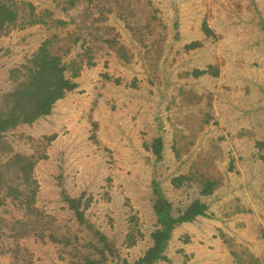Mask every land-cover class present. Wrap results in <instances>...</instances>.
<instances>
[{"label": "rangeland", "instance_id": "rangeland-1", "mask_svg": "<svg viewBox=\"0 0 264 264\" xmlns=\"http://www.w3.org/2000/svg\"><path fill=\"white\" fill-rule=\"evenodd\" d=\"M10 1L32 3L39 22L22 6L0 33V95L45 40L77 87L3 137L36 159L37 191L31 213L0 207V264L100 257L64 195L111 240L103 264L133 262L151 245L154 181L175 215L196 199L208 208L153 264H264V0Z\"/></svg>", "mask_w": 264, "mask_h": 264}, {"label": "trees", "instance_id": "trees-1", "mask_svg": "<svg viewBox=\"0 0 264 264\" xmlns=\"http://www.w3.org/2000/svg\"><path fill=\"white\" fill-rule=\"evenodd\" d=\"M22 6L28 9V24L39 22L32 3L0 0V33L19 21ZM49 44V41L45 40L25 63L9 70V79L13 87L0 95V207L7 199H10L17 202V205L25 207L26 212L31 213L34 211L37 191V183L33 177L36 159L32 155L11 151L3 140L5 133L20 124H31L38 118L50 114L54 104L67 92L77 87V82L74 80L75 75L71 77L66 75L67 65L60 55L51 52ZM161 147L162 140L157 137L152 148L159 157ZM182 178L184 176L174 178L173 184L177 186ZM211 186L212 183L207 182L203 193L208 194ZM153 195L156 223L150 233L151 245L136 260L131 263L124 261L123 264H153L166 259L165 248L172 237L174 228L180 223L194 220L197 216L206 215L208 206L198 199L175 215L172 203L163 194L156 181L153 182ZM64 200L76 220L81 224H86L98 242V244L90 243L89 247L92 253L100 257L93 258L87 254L83 259L85 261L83 264H103L106 259L105 251L113 253L111 240L101 231L86 223L85 208H81L80 197L64 195ZM1 235L0 229V237ZM38 236L43 235L38 234Z\"/></svg>", "mask_w": 264, "mask_h": 264}]
</instances>
